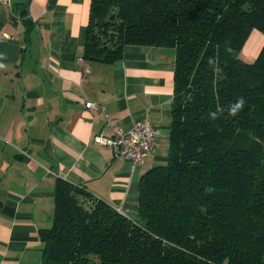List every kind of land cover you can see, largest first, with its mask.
I'll list each match as a JSON object with an SVG mask.
<instances>
[{
  "label": "trees",
  "instance_id": "1",
  "mask_svg": "<svg viewBox=\"0 0 264 264\" xmlns=\"http://www.w3.org/2000/svg\"><path fill=\"white\" fill-rule=\"evenodd\" d=\"M254 31L264 0H91L87 63L176 52L169 160L142 175L136 219L59 179L42 264H264V44L242 55Z\"/></svg>",
  "mask_w": 264,
  "mask_h": 264
},
{
  "label": "crops",
  "instance_id": "2",
  "mask_svg": "<svg viewBox=\"0 0 264 264\" xmlns=\"http://www.w3.org/2000/svg\"><path fill=\"white\" fill-rule=\"evenodd\" d=\"M16 4L29 12L31 29L13 19ZM90 6L0 0V264H42L41 231L53 226L59 179L86 184L136 219L142 175L169 160L175 50L129 46L116 63H87ZM263 44L264 34L252 32L243 57L255 60ZM142 120L160 136L140 166L94 142L101 131Z\"/></svg>",
  "mask_w": 264,
  "mask_h": 264
},
{
  "label": "built area",
  "instance_id": "3",
  "mask_svg": "<svg viewBox=\"0 0 264 264\" xmlns=\"http://www.w3.org/2000/svg\"><path fill=\"white\" fill-rule=\"evenodd\" d=\"M4 1L9 3V0ZM3 37L0 35V40ZM86 107L100 108L97 103L91 101L86 103ZM112 132V135H107L103 131L97 133L94 142L113 148L120 156L138 166L143 164L147 155L155 150L160 136V131L149 120L137 121L129 130L113 127Z\"/></svg>",
  "mask_w": 264,
  "mask_h": 264
},
{
  "label": "clouds",
  "instance_id": "4",
  "mask_svg": "<svg viewBox=\"0 0 264 264\" xmlns=\"http://www.w3.org/2000/svg\"><path fill=\"white\" fill-rule=\"evenodd\" d=\"M243 103H244L243 98L239 99V100H238V101L232 106L231 111H232L233 113L237 112V111L241 108V106L243 105Z\"/></svg>",
  "mask_w": 264,
  "mask_h": 264
},
{
  "label": "rangeland",
  "instance_id": "5",
  "mask_svg": "<svg viewBox=\"0 0 264 264\" xmlns=\"http://www.w3.org/2000/svg\"><path fill=\"white\" fill-rule=\"evenodd\" d=\"M242 55L244 56V54L242 53ZM245 57V56H244ZM250 62L253 60L252 58H249ZM254 61V60H253Z\"/></svg>",
  "mask_w": 264,
  "mask_h": 264
}]
</instances>
